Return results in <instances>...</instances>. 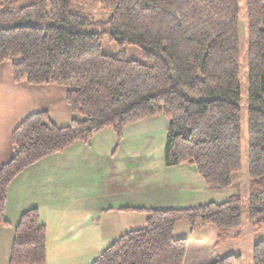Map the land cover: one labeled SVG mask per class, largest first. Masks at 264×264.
Segmentation results:
<instances>
[{"label": "trees", "instance_id": "obj_1", "mask_svg": "<svg viewBox=\"0 0 264 264\" xmlns=\"http://www.w3.org/2000/svg\"><path fill=\"white\" fill-rule=\"evenodd\" d=\"M0 0V64L11 61L14 81L56 84L77 117L55 124L46 111L26 116L12 131L10 158L0 165V225L6 190L29 165L67 146L88 143L111 129L117 145L123 128L163 114L168 125L167 166L193 165L209 189L234 187L242 167L238 103L240 0ZM99 3L107 20L70 9ZM247 41V208L264 224V0H244ZM98 27L99 31H85ZM108 34L118 51L106 54ZM138 46L144 62L126 59L124 45ZM19 57L18 60H12ZM116 145V146H117ZM240 192L221 202L180 209H139L145 225L123 233L91 264H184L190 233L212 225L216 246L240 237ZM239 254L206 264H241ZM7 264H46V230L36 208L14 228ZM252 264H264V238L252 247Z\"/></svg>", "mask_w": 264, "mask_h": 264}, {"label": "crops", "instance_id": "obj_2", "mask_svg": "<svg viewBox=\"0 0 264 264\" xmlns=\"http://www.w3.org/2000/svg\"><path fill=\"white\" fill-rule=\"evenodd\" d=\"M65 95L60 85L14 81L11 61L0 64V165L11 156L13 129L29 114L46 111L60 126L77 117ZM167 125L161 115L128 124L118 145L115 132L104 129L90 142H75L16 175L6 190L0 264H7L14 228L31 208L45 226L46 264H91L123 233L145 225L147 213L139 209L221 202L238 191L243 199L248 176L236 181L234 173V187L212 190L193 165H165ZM189 232L181 221L173 234L180 238ZM197 259L191 257L189 264H199Z\"/></svg>", "mask_w": 264, "mask_h": 264}, {"label": "rangeland", "instance_id": "obj_3", "mask_svg": "<svg viewBox=\"0 0 264 264\" xmlns=\"http://www.w3.org/2000/svg\"><path fill=\"white\" fill-rule=\"evenodd\" d=\"M19 5H24L25 0H16ZM241 12L239 19V82H240V93L238 97V103L241 107V132H242V165L244 169L239 173H236L235 180L240 181L241 178H245L246 166H247V107H248V82H247V41H246V19L244 11V0H240ZM73 11L84 12L92 15L96 20H107L109 13L102 9L99 3L89 2H73L71 7ZM85 31H99L98 27H88ZM101 49L106 54L115 55L118 51L115 43L110 40L108 34H105L101 39ZM125 58L135 59L144 62L141 54V50L138 46L125 44ZM19 57H14L12 60H18ZM164 116L163 114H160ZM165 117V116H164ZM247 194L242 199L241 210H242V224L237 230L240 232V237L237 239H231L226 243L216 246L217 241V229L212 225H206V229L203 227L196 228L193 232H189L188 247L186 252V264H189V260L197 257L199 264H206L218 257H222L228 254H239L242 257L241 264H252V247L259 240L264 238V224L255 226L254 221L249 218L247 208ZM190 230L189 225L186 221H183ZM178 232L175 236L179 237ZM181 233V232H180ZM187 233V231H186ZM183 235V234H180ZM187 235V234H186ZM198 259L196 261H198Z\"/></svg>", "mask_w": 264, "mask_h": 264}]
</instances>
